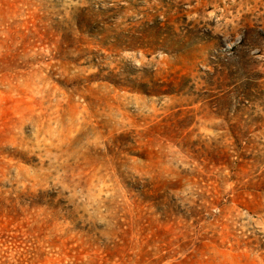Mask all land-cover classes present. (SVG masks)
<instances>
[{
    "label": "rangeland",
    "instance_id": "rangeland-1",
    "mask_svg": "<svg viewBox=\"0 0 264 264\" xmlns=\"http://www.w3.org/2000/svg\"><path fill=\"white\" fill-rule=\"evenodd\" d=\"M0 264H264V0H0Z\"/></svg>",
    "mask_w": 264,
    "mask_h": 264
}]
</instances>
